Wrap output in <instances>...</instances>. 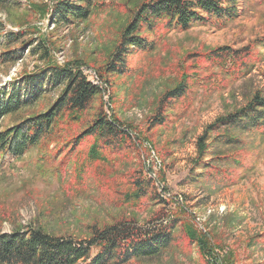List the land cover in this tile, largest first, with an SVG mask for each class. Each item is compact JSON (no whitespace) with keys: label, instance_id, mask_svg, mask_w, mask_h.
<instances>
[{"label":"rangeland","instance_id":"obj_1","mask_svg":"<svg viewBox=\"0 0 264 264\" xmlns=\"http://www.w3.org/2000/svg\"><path fill=\"white\" fill-rule=\"evenodd\" d=\"M145 1L93 0L86 20L64 25L51 19L55 0L0 4V90L48 63L77 66L101 87L77 120L63 115L22 158L0 154V232L41 228L86 239L92 225L130 219L147 229L158 216L173 223L174 241L128 264H264V129H209L264 97V0H235L232 19L145 30L154 49L131 54L126 74L107 75L105 64ZM10 31L25 35L8 45ZM29 39L37 42L22 50ZM39 42L45 58L31 52ZM179 86L184 95L168 97L159 111ZM60 93L5 116L0 131L45 111ZM100 112L118 119L129 141L111 150L93 136L74 146Z\"/></svg>","mask_w":264,"mask_h":264},{"label":"trees","instance_id":"obj_2","mask_svg":"<svg viewBox=\"0 0 264 264\" xmlns=\"http://www.w3.org/2000/svg\"><path fill=\"white\" fill-rule=\"evenodd\" d=\"M8 1L0 0V4ZM93 5V0H55L51 19L58 25L86 20ZM236 16L235 0H147L137 8L122 31L104 72L107 75L126 74L131 54L154 49L156 41L144 35L145 30L153 33L160 24L167 30H188L196 22L227 20ZM24 35L21 31H10L6 36L7 44L19 42ZM35 42L36 39L23 41L20 48L24 50L26 44L31 46ZM222 49L225 47L217 50ZM16 52L10 51L9 59L16 60ZM31 52L34 55L41 53L44 58L49 55L46 45L40 42ZM58 88L61 93L45 111L33 113L22 122L0 131V154L22 158L30 148L51 136L63 115H71L72 120H77L75 115L87 110L101 92V87L88 80L79 67L48 63L46 67L23 74L10 88L0 90V120L35 105L45 94ZM185 91L181 86L169 91L160 100L158 110L165 99H179ZM154 120L163 124L160 115H155ZM229 127L243 131L264 129V97L254 95L245 107L218 118L209 129ZM93 136L96 142L111 150H119L121 141L130 139L121 122L110 119L103 112L72 141L77 147ZM150 223L147 229L130 219L102 227L92 225L86 239L53 235L41 228L31 229L28 233L19 230L0 232V264H128L136 259H149L168 249L174 241L172 222L165 223L155 216Z\"/></svg>","mask_w":264,"mask_h":264},{"label":"built area","instance_id":"obj_3","mask_svg":"<svg viewBox=\"0 0 264 264\" xmlns=\"http://www.w3.org/2000/svg\"><path fill=\"white\" fill-rule=\"evenodd\" d=\"M94 84H97L96 82L92 81Z\"/></svg>","mask_w":264,"mask_h":264}]
</instances>
